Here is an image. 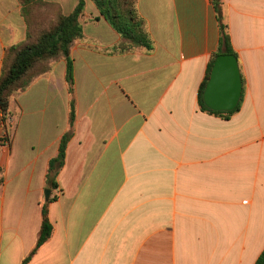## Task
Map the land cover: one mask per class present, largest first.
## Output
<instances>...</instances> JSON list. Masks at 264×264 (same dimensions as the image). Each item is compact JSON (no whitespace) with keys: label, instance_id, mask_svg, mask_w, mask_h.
Listing matches in <instances>:
<instances>
[{"label":"crops","instance_id":"0c3cea01","mask_svg":"<svg viewBox=\"0 0 264 264\" xmlns=\"http://www.w3.org/2000/svg\"><path fill=\"white\" fill-rule=\"evenodd\" d=\"M51 14L77 0H44ZM247 81L230 120L201 110L220 42L211 0H139L155 49L121 36L86 0L72 48L76 131L50 206L52 239L29 264H256L264 251V0H222ZM18 0H0L5 51L25 43ZM64 60L17 93L0 145V264H22L42 225L49 161L69 129ZM6 133L0 121V137Z\"/></svg>","mask_w":264,"mask_h":264},{"label":"trees","instance_id":"16d2710c","mask_svg":"<svg viewBox=\"0 0 264 264\" xmlns=\"http://www.w3.org/2000/svg\"><path fill=\"white\" fill-rule=\"evenodd\" d=\"M99 9L109 25L121 36V43L112 49L113 54L134 52H152L154 41L148 30L146 20L140 14L139 0H91ZM22 7V17L27 25L26 41L19 46L6 49L0 77V117L6 130L5 137H0V145L10 143L9 119L12 115L11 105L14 96L27 90L40 76L50 72L54 62L64 60L67 65L66 82L70 95L69 129L64 134L59 151L48 164L45 178V189L52 192L49 201L42 206V225L36 247L22 264H29L38 251L45 246L54 235V226L50 219V206L58 200L54 195L59 190L58 179L66 164L67 150L76 131L77 99L74 76L73 46L83 40V18L86 12V0H77V5L70 15L62 12L51 14L54 6L44 0H18ZM218 15L220 27V42L217 51L212 55L204 81L199 91L201 110L211 115L230 120L241 110L247 81L240 63L244 91L239 106L233 112H214L203 102V95L211 76L216 58L220 55H235L240 57L232 45L229 23L224 15L222 0H211ZM256 264H264V251Z\"/></svg>","mask_w":264,"mask_h":264},{"label":"water","instance_id":"95a60500","mask_svg":"<svg viewBox=\"0 0 264 264\" xmlns=\"http://www.w3.org/2000/svg\"><path fill=\"white\" fill-rule=\"evenodd\" d=\"M244 91L240 62L235 55H220L216 58L206 86L203 102L214 112H233L237 109ZM52 192L45 190V201Z\"/></svg>","mask_w":264,"mask_h":264},{"label":"built area","instance_id":"2783aa9c","mask_svg":"<svg viewBox=\"0 0 264 264\" xmlns=\"http://www.w3.org/2000/svg\"><path fill=\"white\" fill-rule=\"evenodd\" d=\"M6 135L4 134L2 137H5ZM5 144H9V141H7Z\"/></svg>","mask_w":264,"mask_h":264},{"label":"rangeland","instance_id":"374dc122","mask_svg":"<svg viewBox=\"0 0 264 264\" xmlns=\"http://www.w3.org/2000/svg\"><path fill=\"white\" fill-rule=\"evenodd\" d=\"M0 121H1V117H0ZM2 122V121H1Z\"/></svg>","mask_w":264,"mask_h":264}]
</instances>
